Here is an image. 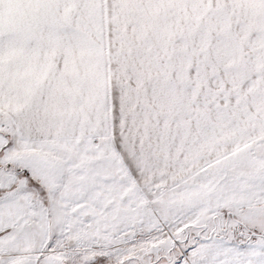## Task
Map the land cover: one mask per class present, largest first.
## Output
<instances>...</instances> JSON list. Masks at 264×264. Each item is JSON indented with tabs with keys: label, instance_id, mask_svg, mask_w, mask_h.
<instances>
[{
	"label": "snow or ice",
	"instance_id": "snow-or-ice-1",
	"mask_svg": "<svg viewBox=\"0 0 264 264\" xmlns=\"http://www.w3.org/2000/svg\"><path fill=\"white\" fill-rule=\"evenodd\" d=\"M0 264H264V0H0Z\"/></svg>",
	"mask_w": 264,
	"mask_h": 264
}]
</instances>
